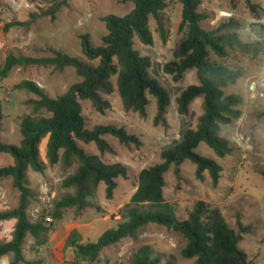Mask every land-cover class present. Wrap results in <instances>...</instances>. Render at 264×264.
<instances>
[{
  "label": "trees",
  "instance_id": "16d2710c",
  "mask_svg": "<svg viewBox=\"0 0 264 264\" xmlns=\"http://www.w3.org/2000/svg\"><path fill=\"white\" fill-rule=\"evenodd\" d=\"M169 0H120L131 2L134 7L123 17L107 15L102 18L106 34L101 44L94 46L89 37H81L83 57H73L61 50L52 49L50 57H29L9 53L0 66V78H6L14 68L33 69L53 67L60 70L73 68L80 82L72 84L64 94L57 98L49 97L30 80H23L15 89L26 90L31 95L26 104L30 112L24 115L19 124L21 141L19 146L7 144L0 139V154H8L13 164L0 168V181L11 178L12 186L19 192L17 207L0 210V223L15 220L12 238L0 241V259L8 257V264H40V261L27 260L23 253L25 238L30 235L36 247H44L54 228V221L63 218L66 209H73L76 217L89 210L98 209L92 201L99 184H105V196L112 199L119 176H127V168L120 163H106L99 155L85 152L78 142L94 143L100 153H112L113 149L103 138L116 137L121 143L140 145L135 135L122 127L96 125L85 127L80 101H89L93 109L101 114L110 109L111 104L104 96L114 92L120 97L125 112L145 115L149 104L147 93L157 99L155 123L164 119L170 105L169 93L151 77L149 57L140 56L133 48V38L137 36L143 45H152L153 38L149 19L156 23V30L163 43L168 38L167 20L164 10ZM235 3L236 0H230ZM254 18H260L264 9L253 0H243ZM182 4L181 21L177 30L182 38L172 51L173 60L163 64L166 74L178 82L190 69H195L198 85L181 90L176 96L177 113L180 121V135L177 141L165 146L161 161L143 168L138 176V184L129 202L124 206L121 220L105 230L95 242H84L75 228L69 230L64 246L73 253L71 264H92L98 261L100 253L122 239H136L139 232L149 224L164 226L182 237L186 244L181 250L184 258L194 259L193 264H253L239 249L241 233L235 232L224 219L220 210L208 202L198 200L190 203L186 217L177 216L176 204L167 202L163 196L164 174L171 166L180 178V165L185 160L195 164V176L203 179L207 172L213 187H217L222 167L207 157L195 153L200 144H205L217 157L232 153L229 142L220 137L221 127L237 120L242 102L239 94L224 95L223 89L235 84L241 77L239 70L231 69L212 59L226 58L229 51L257 57L264 52V24L254 22L249 30L252 41L244 40L239 33L241 23L228 19L216 27L206 28L204 22L212 14L199 9L202 0H180ZM67 0H50L48 7L38 16L54 19L59 8ZM28 25V22L18 23ZM116 77L115 85L111 79ZM203 96V112L192 128L186 120L190 103ZM2 106L0 101V132L2 125ZM46 139L44 162L40 157V144ZM60 163L63 167H74V171L64 178L61 187L70 192L61 194L52 201L48 215L53 222L44 220V211L35 220H30L27 209L36 194L31 190L27 170L42 173L46 165ZM264 176V169L258 171ZM245 232V229H241ZM159 258L152 256L148 245L140 247L133 255L132 264H158ZM166 264H172L168 262Z\"/></svg>",
  "mask_w": 264,
  "mask_h": 264
},
{
  "label": "rangeland",
  "instance_id": "374dc122",
  "mask_svg": "<svg viewBox=\"0 0 264 264\" xmlns=\"http://www.w3.org/2000/svg\"><path fill=\"white\" fill-rule=\"evenodd\" d=\"M50 0H0V66L9 53L29 57H50L52 49L65 52L73 57H83L81 37L87 35L92 45L101 44L106 34L102 18L107 15L123 17L134 5L120 0H67L59 8L54 19L50 16H38L34 20L32 13H39L48 7ZM264 9V0H253ZM199 9L212 14L203 24L206 28L216 27L228 19H237L241 23L240 36L246 41L254 40L249 25L254 22L264 24V13L254 18L243 0H202ZM182 4L180 0H169L164 10L168 27V38L163 43L156 30L155 21L150 18L149 26L153 38L152 45H143L137 36L133 38V48L140 56L149 57L150 75L170 96V105L163 120L155 123L157 99L147 93L149 104L145 115L125 112L116 92L104 96L110 102V109L104 114L96 112L89 101H80L85 127L113 125L122 127L127 133L135 135L140 145L123 144L112 135L103 138L112 147L113 152L100 153L94 143L78 145L87 153L99 155L106 163H120L127 168V176L116 179L117 186L112 199L105 196V184L100 183L91 201L98 209L89 210L76 217L74 210H64L63 218L55 222L44 247H36L30 235L25 238L23 253L27 260L40 261V264H71L73 253L64 246L70 229L75 228L82 240L96 238L105 230L121 220L124 206L129 202L138 184L137 176L146 167L161 161L160 153L165 146L178 140L180 121L177 113L176 96L191 85H198L195 69L188 70L175 82L171 75L163 71V64L172 61V51L182 38L177 30L181 21ZM221 12L231 17H222ZM28 22V25L18 23ZM212 59L231 69L239 70L241 77L235 84L223 89L224 95L239 94L242 102L238 106L241 115L237 120L221 127L220 137L226 139L233 151L225 157H217L205 144H200L195 153L216 161L221 167L220 180L213 187L207 172L203 179L195 176V164L185 160L179 167L180 178L174 173V166L164 174L163 196L167 202L176 204L177 216L186 217L190 203L202 200L217 207L229 226L241 233L238 247L253 264H264V176L258 173L264 169V52L257 57L243 55L238 51H229L226 58ZM116 77L111 79L115 85ZM23 80H30L49 97L57 98L64 94L74 83L80 82L73 68L60 70L53 67L33 69L14 68L9 75L0 78V101L2 106L1 141L19 146L21 118L30 112L26 104L31 95L26 90L15 89ZM203 96L195 98L189 105L186 120L194 128L197 118L203 112ZM44 139L40 144V157L45 159ZM13 164L8 154H0V168ZM74 171V167H63L60 163L46 165L42 173L27 170L29 187L36 194L27 209L30 220H35L41 212L48 215L52 201L61 194L70 192L61 187V182ZM19 192L12 186L11 178L0 181V210L17 207ZM49 216V215H48ZM52 219V218H51ZM53 222V221H52ZM15 220L0 223V241L12 238ZM245 232H241V229ZM94 241V240H93ZM186 242L176 232L157 224L145 226L136 239L125 238L119 243L105 248L98 261L92 264H132L133 255L145 245L150 246L152 256L159 258L158 264H193L194 259L184 258L181 250ZM2 264V263H0Z\"/></svg>",
  "mask_w": 264,
  "mask_h": 264
},
{
  "label": "built area",
  "instance_id": "2783aa9c",
  "mask_svg": "<svg viewBox=\"0 0 264 264\" xmlns=\"http://www.w3.org/2000/svg\"><path fill=\"white\" fill-rule=\"evenodd\" d=\"M221 15H222V17H231V14L230 13H226V12H221ZM44 220L46 221V222H52V219H51V217L50 216H48V215H45L44 216Z\"/></svg>",
  "mask_w": 264,
  "mask_h": 264
},
{
  "label": "crops",
  "instance_id": "0c3cea01",
  "mask_svg": "<svg viewBox=\"0 0 264 264\" xmlns=\"http://www.w3.org/2000/svg\"><path fill=\"white\" fill-rule=\"evenodd\" d=\"M101 234H99L96 238H94V239H89L88 241L89 242H95L97 239H98V237L100 236ZM94 240V241H93ZM0 263H2V264H8L9 263V260H8V257H2L1 259H0Z\"/></svg>",
  "mask_w": 264,
  "mask_h": 264
}]
</instances>
